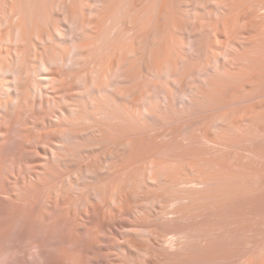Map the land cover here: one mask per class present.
<instances>
[{"label":"rangeland","instance_id":"1","mask_svg":"<svg viewBox=\"0 0 264 264\" xmlns=\"http://www.w3.org/2000/svg\"><path fill=\"white\" fill-rule=\"evenodd\" d=\"M5 1L0 0L1 19L4 17L7 20L10 17L7 16V13L12 10L10 8L15 6L18 9L22 8L23 14L34 13L29 14L30 18H25L28 21L24 20L32 41L31 43L29 40L27 50L29 49L28 54L33 56L34 53H37L35 51H38L42 46L39 44L40 42L38 43L39 40L37 39L39 38L34 39L35 41L32 40L33 34L39 37V33L44 31L50 34L59 32L58 41L54 35H51L56 43L53 42V39H50V42L62 49L68 48L70 39L76 34L86 36L85 38L88 37L89 42L94 43L96 37L98 38L99 30L104 32L110 28L107 26L108 24L105 25V23L100 22L102 3H94L93 1L92 4V0H66L68 4L71 3L70 6L80 10L78 12L80 17L77 15V19L80 18L78 20L81 22V26L78 29L72 25L68 29L65 27L63 21L66 16L65 11L63 12L59 5L60 0H44L47 7L44 17L37 16V12L32 8L35 7L36 0H7V3ZM151 1L153 0H111L106 4V7L107 11L114 14L120 28L124 25L120 22L126 19L136 20L137 25L135 27L142 28L143 34L147 33L148 30L151 32L154 28L153 32L147 34L153 33L154 36L152 37L154 38L151 37V39L157 40H154L157 44L152 45L154 49H159L156 50L157 62L163 63L165 59H170L176 64L177 62L182 63L179 64L178 73L173 78H166L167 75L165 74H163L164 78L160 77L161 83L166 79L168 80V82L163 83L165 89L171 91L174 99L176 98L175 101L178 99V101H174V105L171 107L172 115L166 116V118L156 112L158 111L157 101L161 103L162 99V95L160 97L154 87L157 81L159 82V77H152L148 72H145L146 66L149 67L150 65L151 67L152 61H150V55H146L142 51V55L146 59L143 60L141 50L139 54L141 58L132 52L129 53L132 55H129V60L125 59L123 55H119V51L116 54L120 58L117 55L114 56L115 53L109 50L104 51V54L100 52L96 56L98 61L103 62V67H109L114 59L115 61H117L116 59L125 60L124 68L131 65L132 74L136 79L128 77L127 88L133 92L130 91V100H126V106L130 104L128 107L133 108L134 103L131 100L140 97L145 92L152 100L154 104L152 106L156 107L155 115H151V120H149L150 114L143 109V112L147 113L145 116L150 117H147L148 121L145 120L146 125L142 122L144 120H141L140 123V120L138 123L133 121V123L131 121L126 123L112 119H104L100 125H93V122L90 124L87 121L77 122L74 125L67 120L70 123L68 125L66 119L65 122L59 114L61 111H69L72 105L80 103L81 100L76 97L80 89H78V84L72 82V76L75 72L72 74L73 71L62 68L54 71L60 80L56 82L53 100L50 98V101H48L49 99L42 101L29 97L28 106L24 107L20 113L18 112L19 114L15 116L12 122L10 121L11 123L6 124L5 137L0 140V264H264V67L257 65L250 72H245L242 69L243 72H240V68L245 66V60L240 58L235 60L231 54L238 51V53H242L241 56L243 55L250 60V57L256 58L255 54L264 53V50L261 52V49H264V5L256 4L255 6L254 4L251 8L246 5L247 7H244L241 13L243 16L247 15V20H242L243 22L240 21L242 23L237 25L235 21L238 19L235 17V13V19L234 17L230 18L227 22V24L230 23V26L228 27V24L227 27H223V22L226 20L223 21L224 19L216 12V5L219 0H168L169 12L162 16L163 20H160L161 17L158 21L155 19L156 17L151 18V15L146 12L147 5ZM14 4L15 6H13ZM6 8L10 10L7 11ZM26 10L30 12H25ZM19 12L21 11L19 10ZM145 19L149 20L146 21ZM165 22L171 25H167ZM140 23L145 24L146 26H143L146 28L140 27ZM156 23L157 26H154ZM247 24L249 27L246 26ZM151 25L154 27L152 28ZM158 25L162 29L160 33L154 31ZM135 27L122 28L125 38L122 40L132 48L136 45L134 39L138 33L135 32L140 31ZM165 27L169 28L166 29ZM234 30L239 33V35L236 34L235 40L233 39L235 42L231 38ZM161 34L163 36L166 34L168 38L165 35L164 39ZM188 34L196 36L193 38L194 42L197 44V49L201 47L202 52L194 47V50L199 53L193 50L191 46L193 39H190ZM8 44L5 42L1 46V50L4 52L2 58L6 56V51H10ZM39 45L41 46L39 47ZM256 50L260 52H255ZM247 52H249V56H246ZM260 55L257 57L259 58ZM263 55H261V59L264 58ZM32 57L30 56V58ZM212 58L216 63L211 61ZM249 60L246 59L247 63H245L250 66ZM219 62L227 65L226 68ZM90 65L93 66L91 62L86 64L82 71L90 69ZM107 67V70H104L111 74ZM204 67H206L208 74ZM245 67L248 69V66ZM256 67H260L259 71L256 70ZM200 68L204 70L201 71ZM229 73H244L246 76L251 74L248 78L246 77V82L230 84V88L229 82L226 83L230 93L228 91L226 100L219 103L221 106L218 105L206 111H195L192 107V110L188 108L185 110L186 103L183 104V102L187 98L178 90L182 82L189 80V84L191 83L195 89L204 88L207 87V79L214 83L217 82L216 85H219L224 83V79L221 78ZM109 89L112 90L113 87H109ZM205 89L208 90V87ZM104 95L106 96L105 92ZM104 95L101 94V98ZM105 98L109 99L108 97ZM109 101L111 100L109 99ZM111 103L116 102L112 100ZM223 113L227 116V123L229 124L225 125L229 126V129L222 125L228 130L221 127L224 134H220L221 131H217L220 124L217 123L219 125H216L215 122L216 116L224 115ZM68 126L80 134L84 132L85 138L78 139L80 141H78L79 145H75L76 147L69 146V144L67 146L66 142L60 140V131L67 129ZM98 127L102 130L99 129L98 131ZM97 131L100 132V135ZM83 135L81 136L84 137ZM94 136H97L98 139V136L104 137L105 141L98 140V142ZM125 142L126 145H124ZM56 144H66L65 150L56 149L61 157L58 161L51 158L52 148L56 147ZM123 148L124 151L121 150ZM127 148L131 149L127 150ZM150 160L167 164L168 167L171 163L176 167L185 164V168L186 164L187 166L191 165L196 172L194 174H187L188 172H186L185 176L183 175L184 180L182 182H184L178 187L183 188L185 186L188 191L190 190L189 192H186L187 189L180 188L189 194L185 200L181 194L183 192L180 193V189H176L177 191H175L181 194L180 198L181 196L184 198H182L184 202L179 198V201L176 200L178 203H171V205L173 204L172 208L171 205L165 206L167 210L164 213L168 211V214H163L164 219L163 216L157 215L156 217L155 208L150 210V213L148 210L146 214H140L139 200L142 198H136L137 194H133L131 188L126 185L127 182L125 183V180L131 179L132 174L130 172L132 171L135 174L132 176L133 178H136V174L144 175L145 170L142 171L146 168L147 163H151ZM110 163L114 168L116 167V169L112 167L115 171L112 169L110 172V166H108ZM118 165L121 169H117L119 168ZM119 170L120 172H118ZM103 171L105 172L104 175ZM93 172L98 174L94 173L92 176L91 173ZM112 172H118V176ZM109 173L112 178L108 176ZM189 175L191 176L189 177ZM227 176L236 177L229 178ZM120 177L123 178V182L119 179ZM118 179L121 183L118 182ZM118 183L119 185H117ZM100 184L102 186L105 184L102 197L106 196V199L113 191L112 188H115L114 186L117 185L116 188L122 186V189L127 186L124 191L121 187H119L121 191H119L120 189L117 190V192L122 193L121 196L120 194L117 195L123 197V200L117 199L116 195L117 202L119 200L120 204L121 201H124L122 203L125 204H120V207L116 202L115 206L111 204V208L108 199L105 201L107 204L103 201L104 199L102 200V197L98 198L101 201L96 199L97 196L94 194L93 197L94 188ZM107 186L109 189L106 188ZM110 189L112 191L109 193ZM174 192L172 196L178 194H174ZM183 195L185 196L184 193ZM189 196H191V202H189ZM180 200L182 204H180ZM135 202L138 205L134 204ZM186 203L188 204L184 205ZM175 206H181L180 209L185 211L176 212ZM124 208L128 209L125 210ZM153 217L156 220L158 218V220H154ZM150 229L154 231V234L150 233ZM147 230L150 235L146 234L148 233ZM135 231H141V234L138 233L136 236ZM163 238L165 239L163 240Z\"/></svg>","mask_w":264,"mask_h":264},{"label":"bare ground","instance_id":"2","mask_svg":"<svg viewBox=\"0 0 264 264\" xmlns=\"http://www.w3.org/2000/svg\"><path fill=\"white\" fill-rule=\"evenodd\" d=\"M10 1V0H9ZM78 1V0H77ZM93 1H94V3L96 2V3H102V8L100 9L99 7V9H100V12H101V16H99L100 17V19H101V21L100 22H102V23H105V25H107L108 27H110L108 30L106 29H104L105 31L104 32H101V30H99V32H98V38L96 37V39L94 40V41H96V42H94V43H92V41H90L89 42V40H88V37L87 38H85L84 36H82V35H80V34H76V35H74V37H72V39H70V41H69V46H68V48H62V49H59V48H57V45L56 44H53V43H51L50 42V39L52 40L53 39V37H51V35H54V37H55V39L58 37V33L56 34V32H54L53 34H50V33H47V32H41V33H39V32H37V33H39V37H36L34 34L32 35V40H34V39H36V38H39V39H37V40H39L38 41V43L39 44H41V45H39V47L38 46H36V47H38L39 49H38V51H35V52H37V53H34L35 55L33 56V55H31V54H28V50H27V46H28V44H29V42L31 41L30 40V37H31V35H29L30 33L28 32V28L26 27L27 26V24H26V22L25 21H28V20H26L25 18L26 17H29L30 18V15L29 14H34L33 12H30V11H25V12H30V13H25V14H23L22 13V11H23V9L22 8H20V9H18V8H15L16 6H15V4H17V3H15L13 6H15L14 8H10V9H12L11 11H9L8 10V8L10 7H8V8H6L7 9V11H9V13H7L6 11V13L8 14H6L7 16H10L9 18H7V20H5L4 19V17L1 19L0 18V56H1V58L3 57V55H4V52H2V50H1V46H2V44L3 43H5L6 42V44L7 43H9L8 44V46L10 45V51H6V56L4 57V58H0L1 60H0V140L1 139H3L4 137H5V134H6V130H5V126H6V124L7 123H9L10 121L12 122L13 121V119L15 118V116H17V114H19L21 111H22V109H24V107L26 108V106H28V104H27V101L29 100V97H34V98H37V99H40V100H42V101H45V100H48V101H50V98L53 100V96H54V93H55V85L57 84L56 82H59V78L58 77H56V75H55V73H54V71H56V70H58L59 68H62L63 70L64 69H66V70H70V71H73V73L72 74H74V72H75V74L72 76V78H73V80H72V82L74 81V83H76V84H78V86H79V88L78 89H80V90H78V89H76V90H78L79 91V93L77 92V94H76V97H78L81 101H80V105L79 104H75V105H72V108L69 110V111H61V114H59V115H61V117L64 119V121H65V119H66V121L68 120L70 123H72V124H74L75 125V123H77V122H79V123H81V121L83 122H85V121H87V122H93L94 124L93 125H100V122H102L104 119L106 120V119H112L113 121L114 120H119V121H121V122H126L127 123V121H133V122H137L138 123V121H139V123L141 122V120H144V121H142L143 122V124H145L144 122H145V120L146 121H148L147 120V117H149V116H145L147 113L146 112H143V109H144V111L146 110L149 114H150V117H151V115H155V112H154V110L156 109V107H157V109H158V111H156V112H159L160 114H162L161 116H170V115H172V111H171V107L174 105V101H175V99H174V96L172 95V93H171V91L169 92V91H167L166 89H165V87H164V82H168V80L166 79V81L164 80V82H162L161 83V81H160V77H163V74H165V75H167V77L166 78H168V77H171V78H173L174 76H176L177 75V73H178V67H179V64H182V63H178L177 62V64H176V62L174 63V61H171L170 59L168 60H166L165 59V61H163V63L162 62H157V60H156V50H159V49H154L153 47H152V45L155 43V44H157V40L156 39H151V37L152 36H154L153 35V33L152 34H147L148 32H149V30L147 31V33L145 32V34H143L144 32H141V31H143L142 30V28H139V27H137L138 29H140V31L139 32H135V33H141V34H136L135 35V39H134V42L136 43V45L138 46V48H136L137 46L135 45V47H131V46H129V45H126L124 42H123V38H124V32L122 31V28H124V27H127V28H130V27H132V26H134L135 27V25H137V21L135 20V21H133V20H130V19H126L125 21H123V22H120V23H124V25H126V26H124L123 25V27L122 28H120L119 26H118V24H117V20L115 19V17H114V14H112V13H110L109 11H107V7H106V4H108V2H110L111 0H92V4H93ZM167 1L168 0H153V1H151L150 3H149V5H147V13H149L150 15H151V18H154V17H156L155 19H157V21H158V19L159 18H161L163 15H165V14H167L169 11H168V5H167ZM6 3H7V0L5 1ZM20 2V1H19ZM29 2V1H28ZM36 4H35V2H34V4H35V7H32V5H31V7L37 12V16L38 15H41V17H44V15H45V12H46V10H47V7H46V5H45V3H44V0H39V1H37L36 0ZM70 2V1H69ZM116 2V1H115ZM12 3V2H11ZM57 3V2H56ZM73 3V2H72ZM10 4V3H9ZM13 4V3H12ZM19 4V3H18ZM17 4V5H18ZM28 4H30V3H28ZM71 4V3H70ZM70 4H68V1H66V0H60V3H59V5L62 7V11L64 12L65 11V16H66V18H64V25H65V27H67V29H68V27H70L71 25L75 28V29H78L80 26H81V22L78 20V19H80V18H78L77 19V15H78V12H80V10H77V9H75L73 6H70ZM89 4V3H88ZM91 4V3H90ZM91 4V5H92ZM110 4V3H109ZM140 4H141V2H140ZM254 4H255V6H256V4H262V5H264V0H219L218 1V3H217V5H216V12H217V14H219V16L220 17H222L224 20L223 21H225V22H223V27H227V25H228V27L230 26V23H228L227 24V22H229L228 20L231 18H233L234 16H235V13H236V16L235 17H237V19H238V21L236 20L235 22L237 23V25H238V23H240V21H245V20H247L248 19V17H247V15H245V16H243V13H241L242 12V9L244 8V7H247L246 5H249V8H251V7H253L254 6ZM25 5V4H24ZM24 5H22L23 7H24ZM73 5V4H72ZM77 5V4H76ZM95 5V4H94ZM259 5V6H260ZM261 5V6H262ZM12 6V7H13ZM20 6V5H19ZM90 6V5H89ZM119 6V5H118ZM258 6V5H257ZM5 7V6H4ZM29 7V9H30V6H28ZM92 7V6H91ZM109 7V6H108ZM111 7V6H110ZM115 7H116V5H115ZM31 8V9H32ZM264 8V7H263ZM5 9V10H6ZM28 9V10H29ZM30 9V10H31ZM33 9L31 10V11H33ZM89 9H91V8H89ZM117 9H119V8H117ZM2 10H4L3 8H2ZM19 10L21 11V12H19ZM39 11V12H38ZM82 11V10H81ZM98 11V10H97ZM114 11V10H113ZM118 11H120V10H118ZM24 12V11H23ZM127 12V11H126ZM3 13H4V11H3ZM114 13H116V12H114ZM128 13V12H127ZM126 13V14H127ZM144 13V12H143ZM5 14V13H4ZM28 14V15H27ZM64 14V13H63ZM27 15V16H26ZM36 15V14H35ZM34 15V16H35ZM80 15V14H79ZM78 15V16H79ZM128 15V14H127ZM143 15V14H142ZM171 15V14H170ZM5 16V15H4ZM6 16V17H7ZM119 16V15H118ZM120 16H121V14H120ZM131 16H133V15H131ZM154 16V17H153ZM80 17V16H79ZM122 17V16H121ZM124 17H125V15H124ZM142 17V16H141ZM148 17V16H147ZM158 17V18H157ZM165 17V16H164ZM169 17V16H168ZM235 17H234V19H235ZM38 18V17H37ZM4 19V20H3ZM28 19V18H27ZM131 19H132V17H131ZM150 19V18H149ZM149 19H147V20H149ZM25 20V21H24ZM119 20H120V17H119ZM124 20V19H123ZM146 20V19H145ZM146 20V21H147ZM160 20H163V17L160 19ZM166 21V20H165ZM234 21V20H233ZM242 21V22H243ZM142 22H144V21H142ZM163 22V21H162ZM168 22V21H167ZM167 22H165V23H167ZM241 22V23H242ZM97 24L99 23V22H96ZM164 23V24H165ZM240 23V24H241ZM100 24V23H99ZM141 24V23H140ZM147 24V23H146ZM149 24H150V22H149ZM159 24V23H158ZM234 24V23H233ZM104 25V26H105ZM143 25H145V24H141V26L140 27H144ZM160 25V24H159ZM159 25H158V27H155L156 29L154 30L156 33H160V31L162 30L160 27H159ZM167 25H171V24H169V23H167ZM173 25V24H172ZM234 25H236V24H234ZM234 25H233V27H234ZM249 24H247L246 26H248ZM62 26V25H61ZM103 26V25H102ZM122 26V25H121ZM139 26V25H138ZM146 26V25H145ZM154 26H157V23H156V25H154ZM153 26V27H154ZM163 26V25H162ZM106 27V26H105ZM105 27H103V28H105ZM112 27V28H111ZM135 27V28H136ZM151 27H152V25H151ZM152 27V28H153ZM171 27V26H170ZM223 27H221V28H223ZM249 27V26H248ZM61 28H63V27H61ZM60 28V29H61ZM107 28V27H106ZM144 28H146V27H144ZM149 28H150V26H149ZM148 28V29H149ZM162 28H164V26L162 27ZM166 28V27H165ZM167 28H169V27H167ZM166 28V29H167ZM55 29V28H54ZM64 29V28H63ZM102 29V28H101ZM126 29V28H125ZM154 29V28H153ZM152 29V30H153ZM170 29H172V27L170 28ZM233 29H235V28H233ZM246 29V28H245ZM41 30V29H40ZM81 30V29H80ZM98 30V29H97ZM127 30V29H126ZM131 30V29H130ZM151 30V32H153ZM53 31V30H52ZM56 31V30H55ZM62 32H63V30H61ZM69 31V30H68ZM83 31V30H82ZM108 31V32H107ZM128 31V30H127ZM164 31V30H163ZM35 32V31H34ZM151 32H149V33H151ZM154 32V33H155ZM165 32V31H164ZM166 32H167V30H166ZM191 32V31H190ZM240 32V31H239ZM29 33V34H28ZM36 33V32H35ZM130 33V32H129ZM163 33V32H162ZM168 33V32H167ZM170 33V32H169ZM238 33V31L237 30H234V32L232 33V41H234L235 40V38H236V34ZM241 33V32H240ZM65 34V33H64ZM68 34H69V32H68ZM37 35V34H36ZM66 35V34H65ZM96 35H97V33H96ZM95 35V36H96ZM131 35H134V34H131ZM146 35V36H145ZM162 35V34H161ZM160 35V36H161ZM166 35V34H165ZM164 35V36H165ZM189 36V38L190 39H193L194 37H196V36H194L193 34H188ZM238 35H239V33H238ZM60 36V35H59ZM63 36V35H62ZM88 36V35H87ZM126 36V35H125ZM127 36H129V35H127ZM163 36V35H162ZM164 36H163V38H164ZM167 36V35H166ZM65 37V36H64ZM71 37V36H70ZM131 37V36H130ZM133 37V36H132ZM157 37V36H156ZM171 37V36H170ZM239 37V36H238ZM59 38V37H58ZM58 38H57V40L56 41H58ZM61 38V37H60ZM65 38H67V37H65ZM69 38V37H68ZM92 38V37H91ZM95 38V37H94ZM152 38H154V37H152ZM162 38V39H163ZM167 38H168V36H167ZM165 39V38H164ZM163 39V40H164ZM189 39V40H190ZM228 39V38H227ZM234 39V40H233ZM30 40V41H29ZM93 40V39H92ZM97 40H98V42H97ZM124 40H125V38H124ZM154 40H156V41H154ZM197 40V39H196ZM195 40V41H196ZM237 40V39H236ZM35 41V40H34ZM64 41V40H63ZM68 41V40H67ZM165 41V40H164ZM167 41H168V39H167ZM231 41V40H230ZM53 42H55V40L53 39ZM159 42V41H158ZM197 42V41H196ZM235 42V41H234ZM31 43H32V41H31ZM34 43V42H33ZM38 43H35V45H38ZM56 43V42H55ZM58 43H61V42H58ZM120 44V47H118V45ZM67 44V43H66ZM155 44L153 45V46H155ZM161 44V43H160ZM198 44H199V42H198ZM234 44V43H233ZM56 45V46H55ZM63 45V44H62ZM124 45H126V46H124ZM133 45V44H132ZM162 45V44H161ZM197 44L194 42V39H193V41L191 42V46H192V48L194 47L195 49H197V46H196ZM4 46V45H3ZM122 46V47H121ZM123 46H124V48H123ZM164 46V45H163ZM64 47H65V45H64ZM158 47H159V45H158ZM158 47H155V48H158ZM134 48H136V49H134ZM194 48H193V50H194ZM201 48V47H200ZM200 48H198L199 49V51H201L200 50ZM260 48H262V47H260ZM264 48V47H263ZM4 49V48H3ZM8 49V48H7ZM33 49V48H32ZM197 49V50H198ZM112 51L113 53H115V55L114 56H116L118 53V51H119V55H123V57L125 58V59H128L129 58V55H131V54H129V53H136V55L138 54V56H139V54H140V50H141V55H142V53L143 52H145V54L147 55V54H149L150 55V61H152V65H151V67H150V65H149V67H147L146 66V71L145 72H148L152 77L153 76H155V78L156 77H159V82L157 81V84H155V90H156V93L157 94H159V96L161 97V95H162V99H161V103H159L158 101H157V104H158V106H156L155 108H154V106H152V105H154L153 104V102H152V100H150L149 99V96H147L146 95V93L144 92L142 95H140V97H138V98H136L135 96V98H133V100H131V101H133V103H134V106H133V108L131 109V108H129L128 106L130 105H128V106H126L127 105V101L126 100H130V97H129V95L131 94V92H133V91H131V90H129L128 88H127V80H128V77L130 78H132V79H136V78H134V75L132 74L133 73V71H132V69H131V65H129L130 66V68H129V66H128V68H124L123 67V64H124V62H125V60L123 61V60H119V59H116L117 61H115V59L113 60V62L109 65V67H107V68H109V70L111 71V74H109V73H107L104 69H106V67L104 66H102V65H104L103 64V62L101 63L100 61H98V53H100V52H102L103 54L105 53L104 51ZM262 50H264V49H261V52H263ZM143 51V52H142ZM194 51H196V50H194ZM259 51V50H258ZM257 50L255 51V52H258ZM197 53H199L198 51H196ZM202 52V51H201ZM260 52V51H259ZM258 52V53H259ZM31 53V52H30ZM117 53V54H116ZM240 53V52H239ZM238 53V51L237 52H232L231 54H232V57L235 59V60H237V59H244L245 60V62H246V59H247V61L249 60L248 58H246L245 56H241V54L242 53H240L239 54ZM248 53L249 52H247V55L245 54V53H243L244 55H246V56H249L248 55ZM98 54V55H97ZM106 54H108V52H106ZM105 54V55H106ZM227 54V53H226ZM231 54H229V55H231ZM264 53H261V55H263ZM33 58V60L31 61V59L32 58H30V56ZM97 55V56H96ZM119 55H117L119 58H120V56ZM259 55H260V53H259ZM259 55H256L255 54V56H256V58L255 57H250V60H249V62L251 63L250 64V66L249 65H247L245 62H244V64H245V66H248V69H246L247 67H245L244 66V64H243V66L245 67V69H244V67L243 68H240V72H243L244 70H245V72H250L251 71V69L252 70H254L253 69V67L255 68V66H260V67H264V58L263 59H261L260 57H261V55H260V57L258 58L257 56H259ZM102 56V55H101ZM104 56V55H103ZM113 56V55H112ZM132 56V55H131ZM143 57H142V59L144 60L145 59V57H144V55H142ZM140 58H141V56H139ZM147 57V56H146ZM262 57H264V55L262 56ZM111 58V57H110ZM133 58V57H132ZM218 58V57H217ZM216 58V59H217ZM99 59H101L100 57H99ZM131 59V58H130ZM215 59V58H214ZM111 60V59H110ZM129 60V59H128ZM127 60V61H128ZM137 60H138V58H137ZM136 60V61H137ZM139 60H141V59H139ZM146 60V59H145ZM173 60V59H172ZM219 60V59H218ZM112 61V60H111ZM135 61V60H134ZM149 61V62H150ZM211 61H213V58H212V60ZM242 61V60H241ZM89 62H91L92 64H93V66H91V68L90 69H87L86 71H82V69H84V66L86 65V64H88ZM128 62H130V61H128ZM143 62V61H142ZM147 63H148V61H146ZM214 63H216L215 62V60L213 61ZM212 62V63H213ZM32 63V64H31ZM108 63V62H107ZM126 63V62H125ZM218 63V62H217ZM254 63H257L256 65L254 64ZM260 63V64H259ZM262 63V64H261ZM150 64V63H149ZM219 64H220V62H219ZM218 64V65H219ZM223 63L221 62V64L220 65H222ZM249 64V63H248ZM253 64V66H251ZM138 65V64H137ZM140 65V64H139ZM215 65V64H214ZM218 65H216V66H218ZM127 66V65H126ZM125 66V67H126ZM136 66V65H135ZM143 66V65H142ZM209 66V65H208ZM208 66H206L207 68H208ZM225 66V68H226V66L227 65H225V64H223V67ZM86 67V66H85ZM132 67H134V66H132ZM141 67V66H140ZM139 67V68H140ZM206 67H204V69H206ZM259 67V68H260ZM143 68V67H142ZM220 68V67H219ZM224 68V69H225ZM257 69L256 70H258L259 68L258 67H256ZM136 69V68H135ZM145 69V68H144ZM201 69V71L202 70H204V69H202V68H200ZM209 70H210V68H208ZM221 69V68H220ZM243 71H242V70ZM107 70V69H106ZM198 70V69H197ZM247 70V71H246ZM263 70H264V68H263ZM109 71V72H110ZM206 71V73L208 72L207 71V69L205 70ZM205 71H203V72H205ZM259 71V70H258ZM135 72V71H134ZM200 72V71H199ZM203 72H201V73H203ZM254 73L256 72V71H253ZM205 73V74H206ZM252 73V72H251ZM251 73H249V74H251ZM135 74H137V73H135ZM148 74V75H149ZM208 74V73H207ZM249 74H248V76H249ZM147 75V74H146ZM191 75V74H190ZM200 75V74H199ZM256 75V74H255ZM70 76V77H71ZM133 76V77H132ZM194 76V75H193ZM248 76H246V75H244V73H229L228 75H225L223 78H221V79H224V83H222V84H217L216 85V83L217 82H212V81H210L209 79H207V81H208V83H207V85L206 84H204V85H206L207 87H208V90L207 89H205V88H207V87H199L198 89L196 88L195 89V87H193V85L191 86L190 84H189V80L186 82V81H184V83L182 82V85H181V87L180 88H178V90H179V92H181V94H183V96L184 97H186L187 99H186V101H184L183 102V104L184 103H186V105H185V107H186V109L185 110H187V108L188 109H190V110H192V108L193 109H195V111L196 110H209L210 108H212V107H216V106H218V105H220L219 103H222L223 101H225L226 100V97H227V94H228V91L230 90V89H228V87H227V85H226V83H228L229 82V88H230V84H240L241 82L243 83V82H246V77L248 78ZM252 76V75H251ZM136 77V76H135ZM140 77V76H139ZM192 77V76H191ZM254 77V76H253ZM58 78V79H57ZM164 78V77H163ZM71 79V78H70ZM131 79V80H132ZM140 79V78H139ZM162 79V78H161ZM170 79V78H169ZM188 79V78H187ZM186 79V80H187ZM249 79H250V77H249ZM248 79V80H249ZM130 80V81H131ZM191 80V79H190ZM62 82H63V80H61ZM134 81H136V80H134ZM226 81V82H225ZM250 81V80H249ZM251 82V81H250ZM131 83V82H130ZM206 83V82H205ZM60 84V83H59ZM58 84V85H59ZM72 85H73V83H71ZM170 84V83H169ZM60 85H62V84H60ZM59 85V86H60ZM137 85V84H136ZM166 85V84H165ZM232 85V86H233ZM75 86V85H74ZM77 86V87H78ZM132 86V85H131ZM138 86V85H137ZM58 87V86H57ZM64 87V86H63ZM109 87H113V89L111 90V89H109ZM133 87H134V85H133ZM176 87V86H175ZM217 87V88H216ZM237 87V86H236ZM115 88V89H114ZM130 88V87H129ZM132 88V87H131ZM214 88V89H213ZM221 88V89H220ZM217 89H219V90H217ZM63 90V89H62ZM216 90V91H215ZM131 91V92H130ZM104 92L106 93V96L104 95ZM229 93H230V91H229ZM101 94H103L104 96L101 98ZM135 94V93H134ZM141 94V93H140ZM131 96V95H130ZM182 96V95H181ZM105 97H108L111 101H109V99H106ZM184 97H182L183 99H185ZM77 98V99H78ZM103 98H105V99H103ZM127 98H129V99H127ZM131 98V99H132ZM180 98V97H179ZM78 99V100H79ZM228 99V98H227ZM231 99V98H230ZM112 100L113 101H115L116 103H111L112 102ZM156 101V100H155ZM176 101H178V99L176 100ZM175 101V102H176ZM228 101V100H227ZM230 101V100H229ZM126 102V103H125ZM163 103V104H162ZM73 104V103H72ZM138 106H137V105ZM165 104V105H164ZM68 105V104H67ZM131 105H133V104H131ZM228 105V104H227ZM226 105V106H227ZM71 106V105H70ZM176 106V105H175ZM221 106V105H220ZM219 106V107H220ZM224 106V105H223ZM68 107V106H67ZM192 107V108H191ZM66 108V107H65ZM131 109V110H130ZM62 110V109H61ZM19 112V113H18ZM60 113V112H59ZM146 113V114H145ZM58 114V113H57ZM224 114V113H223ZM59 115H57L58 117H59ZM158 116V115H157ZM149 117V118H150ZM154 117V116H153ZM156 117V116H155ZM154 117V118H155ZM166 117V118H167ZM148 118V119H149ZM154 118H153V120H154ZM59 119V118H58ZM152 119V117L149 119V120H151ZM108 120V121H109ZM158 120V119H157ZM57 121V120H56ZM60 121H61V119H60ZM65 121V122H66ZM67 121V122H68ZM10 122V123H11ZM59 122V121H58ZM68 122V123H69ZM86 122V123H87ZM106 122V121H105ZM130 122V123H131ZM132 122V123H133ZM154 122H155V120H154ZM158 122V121H157ZM226 122V123H225ZM228 121H227V116H226V114H224V115H219V116H216V122H215V124L216 125H219L218 127H217V131H221L220 132V134H224V133H222V128H224V127H226L227 125H225V124H229V123H227ZM61 123V122H60ZM67 123V124H68ZM70 123L68 124V125H70ZM90 123V124H91ZM108 123V122H107ZM134 123V124H135ZM151 123H152V121H151ZM217 123H219V124H217ZM71 124V125H72ZM106 124V123H105ZM148 124V123H147ZM161 124V123H160ZM73 125V127H75ZM103 125V124H102ZM139 125V124H138ZM146 125V124H145ZM213 125H214V123H213ZM222 125L224 126V127H222ZM215 126V125H214ZM213 126V127H214ZM231 126V125H230ZM95 128H96V126H94ZM104 127H105V125H104ZM222 127V128H221ZM228 127V129H229V126H227ZM67 128V127H66ZM216 128V127H215ZM219 128V129H218ZM92 129V128H91ZM94 129V128H93ZM97 129V128H96ZM95 129V130H96ZM99 127H98V131H99ZM225 129H227V128H224V130ZM227 129V130H228ZM100 130H102V129H100ZM223 130V131H224ZM86 131V130H85ZM93 131V130H92ZM97 131V132H98ZM61 132V133H60ZM59 133L61 134V138H60V140L62 139L63 140V142H66V144H67V146H68V144H69V146L70 145H72V147L73 146H77V145H79L78 144V141H80V140H78V139H82V138H85V136L83 135V133L84 132H82V134H80L77 130H75V129H71V128H69V126H68V128L67 129H62L61 131H60ZM225 132V131H224ZM89 133V132H88ZM99 133V135H100V132H98ZM226 133V132H225ZM95 134V133H94ZM97 134V133H96ZM81 135H83L84 137H82ZM102 136V135H101ZM221 136V135H220ZM88 137V136H87ZM97 137V136H96ZM95 136H94V138H96ZM99 137V139L98 138H96L97 139V141L99 140V141H101V140H103V141H105V139H103V138H101L100 136H98ZM91 138V137H90ZM101 138V139H100ZM92 139V138H91ZM95 139V140H96ZM94 140V141H95ZM91 141V140H90ZM98 141V142H99ZM109 141V140H108ZM62 142V141H61ZM62 142V143H63ZM61 143V144H62ZM101 143V142H100ZM128 143V142H127ZM66 144L64 145H57L56 147H54V148H52L53 149V151L50 153L51 154V158H52V160H56V161H58V160H60V156L58 155V153L56 152V149H66L65 147H66ZM84 144V143H83ZM104 144H106V143H104ZM130 144V143H129ZM132 144V143H131ZM120 145V144H119ZM122 146H124V145H126V142L124 143V145L123 144H121ZM75 146V147H76ZM127 146H128V144H127ZM120 147V146H119ZM130 147V146H129ZM78 148V147H77ZM81 148V147H80ZM126 148V147H125ZM120 149V148H119ZM129 149H131V148H129ZM128 148H127V150H129ZM86 150V149H85ZM89 150V149H88ZM122 151H124V148L123 149H121ZM126 150V149H125ZM75 152V151H74ZM77 153V152H76ZM85 153V152H84ZM71 156V155H70ZM74 156H75V154H74ZM108 156V155H107ZM50 157V156H49ZM113 157H114V155H113ZM62 158H64V157H62ZM72 158V157H71ZM116 158V157H115ZM63 160V159H62ZM108 160H110L109 158H108ZM113 161H114V159H112ZM90 161V160H89ZM107 161V160H106ZM105 161V162H106ZM151 161V160H150ZM105 162H103V163H105ZM108 162V161H107ZM110 162H112L111 160H110ZM154 161H151V163L149 162V164L147 163V165H145L146 166V168H145V166H144V168L145 169H143V171L142 172H144V170H145V172L143 173L144 175H141V174H136L137 176H135L136 178H133L132 176L133 175H135V174H133V171L132 172H130L131 174H132V176H131V179L129 178L128 179V181H126L125 180V183L127 182V186H128V188H131V190L133 191L132 193L134 194H137L135 197L136 198H142V200H139V204H140V208L139 209H141L140 210V214L142 213V214H146V211H148L149 210V213H150V210H152V209H156L155 211H157L156 213V217H157V215L158 216H163L162 218L164 219V215L163 214H168V211H167V213H164V212H166L165 210H167L166 208H165V206L167 207V206H169V205H171V203H178L177 201H179V198H180V195L182 194V196L185 198L186 196H188L187 194H189V193H187L186 194V192H189L188 191V189L187 188H185V186L182 188L181 186V188L182 189H187V191L186 192H183V190L180 188V187H178L179 185H181V183H183L182 182V180H184V178H183V175L186 173V172H188L187 174H191V173H196V172H194L195 170H194V168L191 166V165H189V166H187V164H186V168H185V164L183 165H179V166H173V164L171 163V167L169 166H166L167 164H161V163H156V162H154ZM113 163V162H112ZM108 164H109V162H108ZM114 164H116V163H114ZM175 165V164H174ZM88 166H89V163H88ZM108 166H110L109 168V170H110V172H111V170L114 168V166L110 163V165H108ZM119 166V165H118ZM180 166H183V167H180ZM85 167V166H84ZM91 167V166H90ZM105 167V166H104ZM113 167V168H112ZM194 167H196L197 168V166H195L194 165ZM106 168V167H105ZM199 168V167H198ZM86 169V168H85ZM108 169V168H107ZM114 169H116V167L114 168ZM112 170V171H115V170ZM117 169H121L120 168V166H119V168H117ZM127 169V168H126ZM89 170L90 171H92L90 168H89ZM88 170V171H89ZM94 170V169H93ZM197 170V169H196ZM199 170V169H198ZM197 170V171H198ZM82 171V170H81ZM95 171V170H94ZM99 171V170H98ZM121 171H123V170H121ZM83 172H84V170H83ZM97 172V171H96ZM96 172H93V173H91L92 174V176L94 175V173H96ZM118 172H120V170L118 171ZM117 172V173H118ZM78 173V172H77ZM82 173V172H81ZM87 173H89V172H87ZM87 173H85V174H87ZM102 173V172H101ZM101 173H99V174H101ZM104 171H103V175H104ZM106 173H107V170H106ZM112 173H116V172H112ZM116 173V174H117ZM199 173V172H198ZM197 173V174H198ZM201 173V172H200ZM80 174V173H79ZM96 174H98V173H96ZM186 174V175H187ZM192 174V175H193ZM229 174V173H228ZM227 174V175H228ZM233 174V173H232ZM111 174L109 173V175L108 176H110ZM114 174H112V176H113ZM142 177H141V176ZM234 175V174H233ZM82 176H86V175H82ZM91 176V175H90ZM98 176V175H97ZM116 176H118V174L116 175ZM185 176V175H184ZM191 175H189V177H190ZM79 177V176H78ZM96 177V176H95ZM106 177V176H105ZM111 177V176H110ZM114 177H115V175H114ZM141 177V178H140ZM214 177V176H213ZM218 177H221V176H218ZM227 177H229V176H227ZM231 177V176H230ZM229 177V178H230ZM233 177H236V176H233ZM233 177H231V178H233ZM102 178V177H101ZM112 178V177H111ZM124 178H126V177H124ZM186 178H188V177H186ZM203 178V177H202ZM202 178H201V180H202ZM208 178H209V176H208ZM211 178V177H210ZM217 178V177H216ZM82 179V178H81ZM117 179V178H116ZM119 179H121V177L119 178ZM119 179H118V182H120L119 181ZM123 179V178H122ZM121 179V180H122ZM204 179V178H203ZM206 180H210V179H207V178H205ZM219 179V178H218ZM85 180V179H84ZM102 180V179H101ZM186 180V179H185ZM206 180L205 181H203L204 183L206 182ZM216 179H214V181H215ZM237 180V179H236ZM124 180H122L121 182H123ZM194 181V180H193ZM212 181V180H211ZM217 181V180H216ZM234 181H235V179H234ZM74 182V181H73ZM120 182V183H121ZM218 182V181H217ZM104 183V182H103ZM123 184V183H122ZM122 184H120V185H122ZM198 184V183H197ZM207 184H208V181H207ZM105 184H103V186L100 184V185H98V186H100V187H95L94 189H95V191L93 190V192L94 193H92V196H93V194L94 195H96L97 196V198L96 199H98V198H101L102 197V195H104V193H103V191H104V189H105V186H104ZM117 185H119V183L117 184ZM117 185L116 186H114L115 188L113 189L112 188V190L110 189V191H109V193H110V195L108 196L107 194V196H108V200H109V204H110V206H111V208H112V205L111 204H113V206H115L114 204H119V200H123V197L121 198V197H118V195L120 194V196H121V192H119V191H121V189H122V186H119V187H121V189L118 187V188H116L117 187ZM126 186V187H127ZM126 187H124L125 189H126ZM106 188H108V186L106 187ZM124 188L122 189L123 191H124ZM109 189V188H108ZM107 189V190H108ZM118 189H120L118 192H117V190ZM176 189H180V193L181 192H183L184 194H185V196L183 195V193H179V192H176L177 190ZM107 190H105V191H107ZM131 190H130V192H131ZM176 190V191H175ZM184 190V191H185ZM92 191V190H91ZM175 191V192H174ZM108 192V191H107ZM128 192H129V189H128ZM173 192H174V194L175 193H178V194H176V195H179V196H177L176 197V195L175 196H172L173 195ZM106 193V192H105ZM132 193H130L131 195H132ZM118 194V195H117ZM123 194L125 195V193L123 192ZM126 194H128V193H126ZM116 195H117V199H119V198H121V199H119L118 200V202H117V200H116ZM138 195H140V197H137ZM126 196H128V195H126ZM134 196V195H133ZM181 196V200H182V197ZM94 197V196H93ZM106 196H103L102 197V200L105 202L107 199L105 198ZM174 197H176V198H174ZM190 197L191 196H189V202H191L190 201ZM124 198H126V197H124ZM128 198V197H127ZM133 198V197H132ZM135 198V199H136ZM174 198V199H173ZM183 198V199H184ZM99 201H101L100 199H98ZM107 200V201H108ZM124 200H126V199H124ZM133 200H134V198H133ZM137 200V199H136ZM177 200V201H176ZM181 200H180V204H182V202H181ZM185 200H186V198H185ZM103 201H102V203H103ZM138 201V200H137ZM176 201V202H175ZM183 202H184V200H182ZM117 202V203H116ZM122 202H124V201H121L120 202V204L122 205V204H125V203H122ZM133 202V201H132ZM131 202V203H132ZM187 202V201H186ZM105 203H107V202H105ZM108 204V203H107ZM119 204V205H120ZM127 204V203H126ZM134 204H136V202L134 203ZM180 204H178V205H180ZM188 203H186V204H184V205H187ZM121 205H120V207H121ZM136 205H138V203L136 204ZM173 205V204H172ZM170 206L171 208L173 207V206ZM183 205V206H184ZM190 205V204H189ZM107 206V205H106ZM183 206H182V208H183ZM191 206V205H190ZM123 207H125L126 208V206H123ZM137 207V206H136ZM169 207V208H170ZM176 207V212H183V210L184 209H180L181 208V206H175ZM174 207V208H175ZM124 208V209H125ZM130 208V207H129ZM137 208V209H138ZM165 208V209H164ZM187 208H189L188 206H187ZM119 209V208H118ZM128 209V208H127ZM127 209H125V210H127ZM136 209V210H137ZM121 210H122V208H121ZM129 210H131V209H129ZM174 210V209H173ZM154 211V212H155ZM185 211V210H184ZM187 211V210H186ZM170 212V211H169ZM153 213V212H152ZM128 214V213H127ZM131 214V213H130ZM136 216V215H135ZM144 216V215H143ZM153 216H155L154 214H153ZM147 217V216H146ZM148 217H149V215H148ZM152 217V216H151ZM159 217V218H160ZM166 218V217H165ZM169 218V217H168ZM151 219V218H150ZM153 219L154 220H156L154 217H153ZM134 221L136 220V219H133ZM142 220V219H141ZM157 220H158V218H157ZM156 220V221H157ZM161 220V219H160ZM167 220H170V219H167ZM143 221V220H142ZM153 221V220H152ZM149 222H151V221H149ZM153 223V222H152ZM150 225H151V223H150ZM147 228V227H146ZM152 228V227H151ZM153 229V228H152ZM143 231V230H142ZM148 231V230H147ZM141 232V231H140ZM139 231L137 232V231H135V233H136V236L138 235V233H139V235L141 234ZM145 232V231H144ZM154 231L152 230L151 231V229H150V233H153ZM133 233V232H132ZM143 234V233H142ZM146 234H149V231H148V233H146ZM154 234V233H153ZM150 235V234H149ZM149 235H147V236H149ZM142 236V235H141ZM135 237V236H134ZM165 238H163V240H164Z\"/></svg>","mask_w":264,"mask_h":264}]
</instances>
